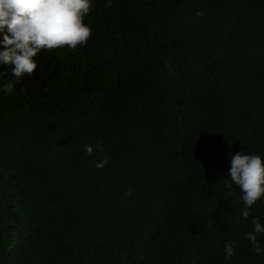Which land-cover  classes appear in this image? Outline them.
Returning <instances> with one entry per match:
<instances>
[{
    "label": "trees",
    "instance_id": "obj_1",
    "mask_svg": "<svg viewBox=\"0 0 264 264\" xmlns=\"http://www.w3.org/2000/svg\"><path fill=\"white\" fill-rule=\"evenodd\" d=\"M107 2L0 89V264H264V198L224 187L230 152L264 163V0Z\"/></svg>",
    "mask_w": 264,
    "mask_h": 264
},
{
    "label": "clouds",
    "instance_id": "obj_2",
    "mask_svg": "<svg viewBox=\"0 0 264 264\" xmlns=\"http://www.w3.org/2000/svg\"><path fill=\"white\" fill-rule=\"evenodd\" d=\"M111 3L112 0H108L106 6L110 7ZM91 9L92 0H0V65L7 67L14 77L0 84V89L6 95L11 94L17 81L23 79L25 74H33L38 66L33 58L41 49H62L67 46L74 51L77 46H85L91 29L83 18ZM196 15L201 16L203 12L198 11ZM95 147L103 150L101 144ZM84 149L87 155L93 154V145L86 144ZM108 163V158H104L95 167L102 169ZM230 163L227 176L230 180L225 182L224 187L230 190V195L234 194L231 191L233 185L239 188L242 193L239 199L243 204L240 216L247 220L249 208L264 198V163L259 155L239 152L234 155L230 152ZM251 223L254 230L247 234L246 239L259 255L264 253V248L260 246L257 235L264 234V224L258 218H253ZM4 235L5 251L11 257L21 237L12 231H6ZM235 254L234 242H226L225 258L230 259Z\"/></svg>",
    "mask_w": 264,
    "mask_h": 264
}]
</instances>
